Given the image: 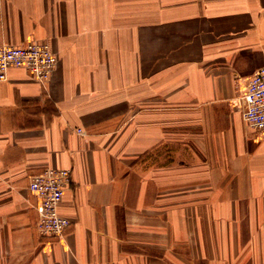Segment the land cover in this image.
<instances>
[{"label": "crops", "instance_id": "obj_1", "mask_svg": "<svg viewBox=\"0 0 264 264\" xmlns=\"http://www.w3.org/2000/svg\"><path fill=\"white\" fill-rule=\"evenodd\" d=\"M0 264H264V135L235 102L264 66V0H0ZM82 130V133H79ZM71 170L62 239L32 176Z\"/></svg>", "mask_w": 264, "mask_h": 264}, {"label": "built area", "instance_id": "obj_2", "mask_svg": "<svg viewBox=\"0 0 264 264\" xmlns=\"http://www.w3.org/2000/svg\"><path fill=\"white\" fill-rule=\"evenodd\" d=\"M58 65V57L47 43L31 41L22 46H0V82L8 80L11 68L28 70L46 85ZM235 107L245 123L264 135V66L249 78ZM82 133V130H79ZM71 170L47 169L30 179L29 189L37 197L38 232L45 238L62 239L71 225L60 213L65 192L71 184Z\"/></svg>", "mask_w": 264, "mask_h": 264}]
</instances>
